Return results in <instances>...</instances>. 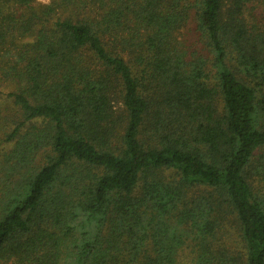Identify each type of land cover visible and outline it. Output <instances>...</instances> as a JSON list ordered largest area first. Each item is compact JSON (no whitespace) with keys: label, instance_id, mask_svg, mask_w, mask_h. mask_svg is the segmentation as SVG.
<instances>
[{"label":"trees","instance_id":"trees-1","mask_svg":"<svg viewBox=\"0 0 264 264\" xmlns=\"http://www.w3.org/2000/svg\"><path fill=\"white\" fill-rule=\"evenodd\" d=\"M263 6L0 0V264H264Z\"/></svg>","mask_w":264,"mask_h":264},{"label":"rangeland","instance_id":"rangeland-1","mask_svg":"<svg viewBox=\"0 0 264 264\" xmlns=\"http://www.w3.org/2000/svg\"><path fill=\"white\" fill-rule=\"evenodd\" d=\"M51 0H36L38 4H48ZM256 8V5H254ZM263 14L264 6L255 10V14ZM190 27H186L181 32V38L191 39ZM0 72V162L4 154L11 149L13 142H7L6 137L20 121V114L17 107L13 104L12 99L8 97L9 93L14 92V86L9 83V78L3 76Z\"/></svg>","mask_w":264,"mask_h":264}]
</instances>
